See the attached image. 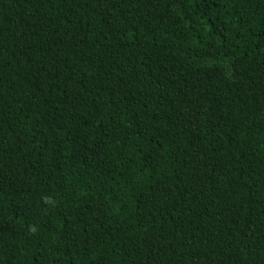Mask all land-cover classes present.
<instances>
[{
    "label": "trees",
    "instance_id": "trees-1",
    "mask_svg": "<svg viewBox=\"0 0 264 264\" xmlns=\"http://www.w3.org/2000/svg\"><path fill=\"white\" fill-rule=\"evenodd\" d=\"M0 264H264V0H0Z\"/></svg>",
    "mask_w": 264,
    "mask_h": 264
}]
</instances>
